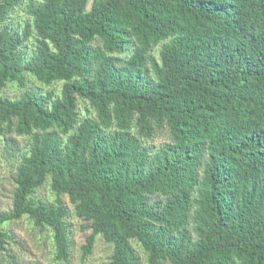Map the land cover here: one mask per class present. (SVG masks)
Wrapping results in <instances>:
<instances>
[{"label":"trees","instance_id":"1","mask_svg":"<svg viewBox=\"0 0 264 264\" xmlns=\"http://www.w3.org/2000/svg\"><path fill=\"white\" fill-rule=\"evenodd\" d=\"M0 133L30 138L0 264H29L24 216L71 263L63 196L85 257L100 235L107 264H264V0H0Z\"/></svg>","mask_w":264,"mask_h":264},{"label":"rangeland","instance_id":"2","mask_svg":"<svg viewBox=\"0 0 264 264\" xmlns=\"http://www.w3.org/2000/svg\"><path fill=\"white\" fill-rule=\"evenodd\" d=\"M91 3V2H90ZM28 16L22 11H17L13 18L15 24L23 26ZM27 52L30 54L34 49V39L28 41ZM30 87H41L47 90L45 86L40 85L37 80L29 78ZM57 92H60L61 84L55 87ZM22 88L16 83H9L1 95L7 98H15L22 92ZM15 149H11L7 144L6 137L0 133V214L9 212L13 207V196L15 191V177L17 168L21 163V153L29 148L30 138L27 136H12ZM168 138L165 133L160 134L153 142L159 146ZM33 197L37 200L47 202H56L57 195L51 189L50 181L43 187L38 188ZM65 204L70 209L68 216V224L70 225V233L73 239V250L70 264H107L111 260L113 253V245L107 243L102 236L96 238L92 253L88 256H83L81 246L85 243L86 236L91 232L90 229H85L87 224L84 220L75 215L73 205L70 203L68 196H63ZM4 228L9 230L16 238V242L9 245L12 251L21 256L24 261L29 264H62L54 257V247L52 237L49 231L41 233L31 219L24 216L19 220L9 221L4 225ZM139 250L141 247L137 246Z\"/></svg>","mask_w":264,"mask_h":264}]
</instances>
